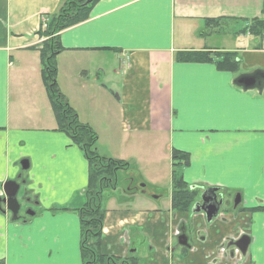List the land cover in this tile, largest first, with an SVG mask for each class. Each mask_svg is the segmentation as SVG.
I'll list each match as a JSON object with an SVG mask.
<instances>
[{"label":"crops","instance_id":"1","mask_svg":"<svg viewBox=\"0 0 264 264\" xmlns=\"http://www.w3.org/2000/svg\"><path fill=\"white\" fill-rule=\"evenodd\" d=\"M61 4L0 0V187L20 181L18 196L33 213L11 222L0 211V264H82L72 211L84 204L88 165L56 131L39 54L38 32ZM253 20L264 21V0H99L85 22L59 34L60 93L95 133L99 155L136 167V180L127 178L118 194L124 198L114 191L104 204V254L137 249L142 264H220L216 249L248 216L247 254L263 264L264 211L256 209L264 208V86L235 84L264 72V28L250 35ZM194 51L232 53L238 69L175 59ZM173 151L189 157L180 174L190 191L239 194L241 208L204 229L203 216L175 213L170 199L159 204L163 197L152 193L172 184ZM160 159L169 160L163 172ZM59 209L69 212H52ZM190 222L200 226L190 230L191 251L172 252Z\"/></svg>","mask_w":264,"mask_h":264},{"label":"trees","instance_id":"2","mask_svg":"<svg viewBox=\"0 0 264 264\" xmlns=\"http://www.w3.org/2000/svg\"><path fill=\"white\" fill-rule=\"evenodd\" d=\"M99 0H62V4L55 15L45 21V27L38 32L42 42L39 51L43 67L41 77L46 88L48 101L54 120L56 131L64 134L70 143L76 146L83 154L88 165L87 183L83 191L84 204L72 212L77 216L80 228V258L82 264H142V259L135 254H126L124 257H113L102 252V230L106 213V192L109 197L116 190L117 176L120 172L135 170L133 162H122L105 158L97 153V137L86 125H82L76 113L70 108L66 99L56 85L55 59L62 47L59 43V34L66 29L85 22L89 17L91 8ZM220 21H210L212 25H219ZM264 28L263 20H253L248 27L250 35L261 36ZM176 61L183 63H212L218 71L235 73L237 63L232 53H210L207 51H194L181 53L175 57ZM254 75H264L263 71H256ZM172 188L176 190L171 197V209L188 212L198 193L190 191L184 182L180 171L189 163L187 154L173 151ZM264 211V208L256 209ZM52 212H69L66 209Z\"/></svg>","mask_w":264,"mask_h":264},{"label":"flooded vegetation","instance_id":"3","mask_svg":"<svg viewBox=\"0 0 264 264\" xmlns=\"http://www.w3.org/2000/svg\"><path fill=\"white\" fill-rule=\"evenodd\" d=\"M15 182L21 186L20 181H15ZM208 189H211V188H208ZM217 190L218 191L216 194L217 197H216L215 203L216 204L218 202L220 203L219 211H218L216 218H214L209 224L206 223L205 216L203 213H195V214L192 213V208L194 207V205H199V206L203 205V202L200 199L202 191L198 194L196 200L194 201V204L192 205L191 209L188 211V212H190L189 215H194V216L195 215L196 216L201 215L204 217V220H203L205 222V228L204 229H208L211 226L215 227L216 226L215 223H217V225H219L222 222H224L225 217H223V215L225 212L234 213L241 208L242 202H241V197L239 194H232V193L230 194V193L223 191V190H220V189H217ZM0 191H2V186L0 187ZM3 198H4V195L0 196V211H2L4 213H8L10 215V221L11 222H19L22 220L24 221V219L26 217L29 218L31 215H33V213H31L30 208H25V203L29 202L25 198V196H24V198L17 196V202H18V205L20 207V209L18 211L19 219H18V221H13L12 220V214L6 209V204L2 203ZM170 201H171V198H170ZM235 201H240L239 205L236 207L234 206ZM212 202H214V200H212ZM177 212L178 211H176L175 213H177ZM243 219H244V223H243ZM243 219H242L241 224L243 223L244 227L239 228L237 225L234 229L235 234H232V232H230V234H227L224 237V239L222 240L223 243L221 242V245L218 246V248L216 249V255H218L221 258V262H223L222 264H251V260L249 259L247 251L250 247L252 239H251V237H249L246 234L248 229H249V226H250L249 225L250 220L248 219V216H246ZM182 228H184L185 236L187 238V246L186 247L180 246L178 244V238L182 235V233H181ZM199 228H200V226L198 224L195 225V223H193V222H190L188 227L185 226V223H183V225L179 227V230H178L176 237H175L176 240L174 241L173 246L170 247V250L172 252H175V251H177V252L184 251L185 252V251H187V249H188V251L189 250L191 251L192 248L190 246L191 243H190V237H189L190 230L194 229L197 231V230H199ZM197 233H200V230ZM244 236H248L250 238V240H249V245L247 247L246 252L244 254H242L238 247H240V241ZM202 238L203 237H201V239ZM136 250L137 249H135V250L131 249L128 251L127 254H131V255L134 253L136 254ZM221 262H220V264H221ZM212 264H216L215 261ZM263 264H264V262H263Z\"/></svg>","mask_w":264,"mask_h":264},{"label":"water","instance_id":"4","mask_svg":"<svg viewBox=\"0 0 264 264\" xmlns=\"http://www.w3.org/2000/svg\"><path fill=\"white\" fill-rule=\"evenodd\" d=\"M235 84L238 87L242 88H248V87H257L261 89L262 86H264V75H251L247 77H239L236 79ZM20 167L23 171H26L28 169V162L22 161L20 163ZM2 191L4 193V198L2 200V203L6 204V209L12 214V220L18 221V211L20 209L18 202H17V196L19 195L20 191V185L17 184L15 181H8L3 184ZM217 189L211 188V189H205L202 191V194L200 196L201 201L203 202L202 206L194 205L192 208V213H203L205 216V221L207 224H209L214 218H216L220 203H215L216 197H217ZM214 200V202H212ZM240 201H235L234 206H238ZM182 235L178 238V244L180 246H187V238L185 236L184 228L181 230ZM250 238L248 236H244L240 241V247L239 250L242 254H244L247 250V247L249 245Z\"/></svg>","mask_w":264,"mask_h":264},{"label":"rangeland","instance_id":"5","mask_svg":"<svg viewBox=\"0 0 264 264\" xmlns=\"http://www.w3.org/2000/svg\"><path fill=\"white\" fill-rule=\"evenodd\" d=\"M223 28L224 29H231V28H233V25H228L227 27H223ZM168 163H169V160L168 161H164L163 159L158 160L157 169L160 172H163L164 170H167ZM19 169H20V167H19ZM19 173L21 175H25L26 174V171H21V169H20ZM127 178L129 180H136V178H137L136 172L133 169L132 170L130 169V170L126 171V172H120L118 174V176H117V183H116L117 184V187H116V190H115L117 194H116L115 197H117V198H124V197L118 196V194L120 195L122 193L123 188L125 187V183H126L125 180ZM166 183L167 182L165 181V185H166ZM160 188H161L160 191L159 190L158 191H155L152 194H154L153 197L155 199H157V196H162L163 197V199H162L163 201L159 202V204L165 205L167 203L166 201L169 200L172 197V194H174L176 192V190L172 188V184L171 185H168V186L162 185ZM109 194H110V192H106L105 193L106 200L109 197ZM155 202H156V200H155ZM258 243L261 244V241L258 240ZM140 252H143V251H140ZM263 253H264V251H263ZM145 255H146V257L148 259L151 258V256H149L147 254H145ZM140 257H141V255H140Z\"/></svg>","mask_w":264,"mask_h":264},{"label":"clouds","instance_id":"6","mask_svg":"<svg viewBox=\"0 0 264 264\" xmlns=\"http://www.w3.org/2000/svg\"><path fill=\"white\" fill-rule=\"evenodd\" d=\"M3 195H4V193L2 191H0V196H3Z\"/></svg>","mask_w":264,"mask_h":264}]
</instances>
